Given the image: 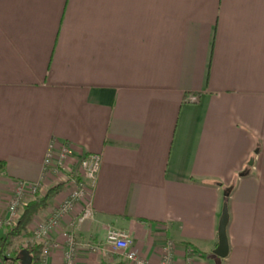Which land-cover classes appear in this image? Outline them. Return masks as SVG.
Returning <instances> with one entry per match:
<instances>
[{
    "label": "crops",
    "instance_id": "1",
    "mask_svg": "<svg viewBox=\"0 0 264 264\" xmlns=\"http://www.w3.org/2000/svg\"><path fill=\"white\" fill-rule=\"evenodd\" d=\"M52 141L73 150L66 172L44 164ZM90 153L94 217L77 222L82 203L63 216L48 264L71 232L76 264H131L110 227L149 264L170 244L174 264L188 246L193 264H264V0H0V219L17 181L63 183L21 237L35 240Z\"/></svg>",
    "mask_w": 264,
    "mask_h": 264
},
{
    "label": "built area",
    "instance_id": "2",
    "mask_svg": "<svg viewBox=\"0 0 264 264\" xmlns=\"http://www.w3.org/2000/svg\"><path fill=\"white\" fill-rule=\"evenodd\" d=\"M73 155L71 146L67 143L58 144L52 141L49 145L44 164L52 173L66 172L69 170V160ZM80 175L79 179H72V189L66 199L60 203L53 213L45 220H39L34 229L37 243L43 245V259L39 264H48L50 245L49 238L51 231L56 228L64 215L71 212L78 203H82L81 211L76 215L78 223H83L94 217V210L90 199L91 193L97 185L98 177L101 171L102 156L96 153L84 155L78 162ZM43 189L40 183L27 181H17L14 195L11 199L8 215L5 219H0V224L6 226L17 223L21 215V209L28 201L32 200L37 194H42ZM131 236L125 231L116 227H110L107 231L106 243L117 252L125 255L131 264H149V262L139 256L137 252L130 248ZM79 243L74 232H71L66 240L64 264H76ZM174 247L170 244L159 264H174ZM189 253V252H188ZM186 264H193L192 258L188 256Z\"/></svg>",
    "mask_w": 264,
    "mask_h": 264
},
{
    "label": "trees",
    "instance_id": "3",
    "mask_svg": "<svg viewBox=\"0 0 264 264\" xmlns=\"http://www.w3.org/2000/svg\"><path fill=\"white\" fill-rule=\"evenodd\" d=\"M7 174V162L0 160V179ZM241 176V174H239ZM63 183H59L50 187L45 194H37L32 200L28 201L21 209V215L17 223L6 226L4 234L0 236V259L7 264H21V251L26 248L30 251L33 257V264H39L42 259L43 245L37 243L35 239L31 244H26L22 248L12 247L14 239L21 238L30 234L29 226L34 217L41 211L47 209L51 203L53 195L57 194L62 188ZM236 185L226 188L224 191L226 203L229 204V199ZM188 256L193 257L197 250L188 246Z\"/></svg>",
    "mask_w": 264,
    "mask_h": 264
},
{
    "label": "water",
    "instance_id": "4",
    "mask_svg": "<svg viewBox=\"0 0 264 264\" xmlns=\"http://www.w3.org/2000/svg\"><path fill=\"white\" fill-rule=\"evenodd\" d=\"M254 159L250 161V165H253ZM230 220L228 204L225 203L223 214L220 220L219 226V244L214 250V254L220 258H226L230 251L229 240L227 235V227ZM21 264H33V257L30 251L24 248L21 251Z\"/></svg>",
    "mask_w": 264,
    "mask_h": 264
},
{
    "label": "rangeland",
    "instance_id": "5",
    "mask_svg": "<svg viewBox=\"0 0 264 264\" xmlns=\"http://www.w3.org/2000/svg\"><path fill=\"white\" fill-rule=\"evenodd\" d=\"M34 242L33 239H29L28 241H23L21 238L14 239L12 242V247L22 248L26 244H31ZM1 260V259H0ZM2 261V260H1ZM4 263V262H3ZM6 264V263H5Z\"/></svg>",
    "mask_w": 264,
    "mask_h": 264
}]
</instances>
